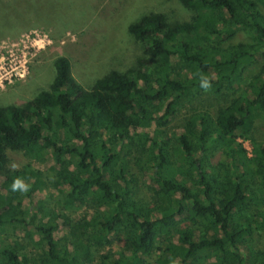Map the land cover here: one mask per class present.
<instances>
[{"label":"trees","instance_id":"obj_1","mask_svg":"<svg viewBox=\"0 0 264 264\" xmlns=\"http://www.w3.org/2000/svg\"><path fill=\"white\" fill-rule=\"evenodd\" d=\"M179 2L186 21L149 13L128 26L142 48L132 66L84 88L60 56L47 89L0 106V264H87L117 234L123 248L97 264H151L154 250V264H264L249 243L259 218L264 226V144L247 157L235 141L264 115V0ZM237 31L252 41L223 46ZM255 56L260 70L242 95L213 116L191 107L183 132L165 135L184 103L232 92ZM219 150L225 159L212 163ZM7 151L45 165L56 195L32 166L9 169ZM136 166L155 183L149 203L135 198ZM17 180L26 191H13ZM75 207L89 217L72 222L64 210Z\"/></svg>","mask_w":264,"mask_h":264},{"label":"rangeland","instance_id":"obj_2","mask_svg":"<svg viewBox=\"0 0 264 264\" xmlns=\"http://www.w3.org/2000/svg\"><path fill=\"white\" fill-rule=\"evenodd\" d=\"M14 1L16 0H0V106L24 104L41 90L47 89L54 76L53 61L60 56L68 58L72 76L84 88H89L95 79L110 70H124L132 66L141 55L142 48L129 36L128 26L149 13H164L170 20L179 22L190 18V13L179 0ZM3 2L7 4L4 5ZM262 10L264 15V7ZM251 41L247 33L237 31L223 46ZM261 64L262 61L255 56L254 62L246 65L232 92L217 97L203 95L204 100L193 105L184 103L177 115L161 130L168 138L183 132L184 120L191 107H206L213 116L217 107L242 95L246 80L260 70ZM148 132L152 134V127ZM235 141L250 157L252 145L264 144V115L254 119L251 131L245 138L239 137ZM170 143L172 142L168 141L167 149L174 160L179 150H175ZM6 157L7 166L11 170H22L30 165L41 171L47 181V191L44 192L56 195L52 183L47 180L45 165L34 164L19 152L7 151ZM222 159L225 156L221 151H215L211 162L216 164ZM249 167L253 168V164H249ZM134 171L137 177L135 198L141 204L149 203L155 183L150 174L141 171L138 166L134 167ZM64 212L72 222L89 217L91 213L85 207H75ZM258 220L255 228L260 231H254L249 241L253 250L264 249V226L260 222L261 218ZM37 241L38 237L35 236L29 245L33 255L39 251ZM123 245L122 234L113 236L110 246L96 252L91 251L90 262L87 264H97L101 255L109 251L116 253ZM176 245L173 241L169 246L177 247ZM156 246L161 247V243H156ZM157 255L159 252L154 250L148 262L154 264Z\"/></svg>","mask_w":264,"mask_h":264},{"label":"clouds","instance_id":"obj_3","mask_svg":"<svg viewBox=\"0 0 264 264\" xmlns=\"http://www.w3.org/2000/svg\"><path fill=\"white\" fill-rule=\"evenodd\" d=\"M201 86L205 89H207L208 87H210V84L208 82V80L206 78H203L201 80ZM13 191H15L17 188H20L22 191H26V187L21 184V182L19 180L15 181L12 185Z\"/></svg>","mask_w":264,"mask_h":264}]
</instances>
